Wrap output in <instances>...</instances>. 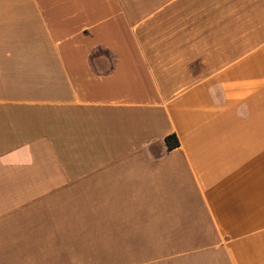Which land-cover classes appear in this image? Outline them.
<instances>
[{
  "label": "crops",
  "instance_id": "crops-1",
  "mask_svg": "<svg viewBox=\"0 0 264 264\" xmlns=\"http://www.w3.org/2000/svg\"><path fill=\"white\" fill-rule=\"evenodd\" d=\"M0 264H264V0H0Z\"/></svg>",
  "mask_w": 264,
  "mask_h": 264
},
{
  "label": "trees",
  "instance_id": "trees-1",
  "mask_svg": "<svg viewBox=\"0 0 264 264\" xmlns=\"http://www.w3.org/2000/svg\"><path fill=\"white\" fill-rule=\"evenodd\" d=\"M165 142L168 149H172L179 145V141L175 134H170L165 137Z\"/></svg>",
  "mask_w": 264,
  "mask_h": 264
}]
</instances>
